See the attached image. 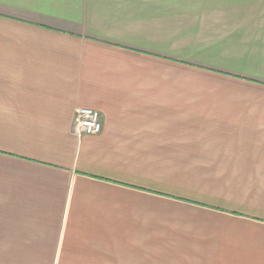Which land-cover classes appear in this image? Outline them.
<instances>
[{
	"label": "crops",
	"instance_id": "0c3cea01",
	"mask_svg": "<svg viewBox=\"0 0 264 264\" xmlns=\"http://www.w3.org/2000/svg\"><path fill=\"white\" fill-rule=\"evenodd\" d=\"M0 264H264V0H0Z\"/></svg>",
	"mask_w": 264,
	"mask_h": 264
},
{
	"label": "built area",
	"instance_id": "2783aa9c",
	"mask_svg": "<svg viewBox=\"0 0 264 264\" xmlns=\"http://www.w3.org/2000/svg\"><path fill=\"white\" fill-rule=\"evenodd\" d=\"M102 116L91 108H81L74 119V132L79 136L98 135L102 131Z\"/></svg>",
	"mask_w": 264,
	"mask_h": 264
}]
</instances>
